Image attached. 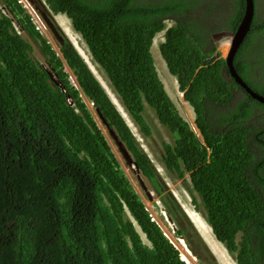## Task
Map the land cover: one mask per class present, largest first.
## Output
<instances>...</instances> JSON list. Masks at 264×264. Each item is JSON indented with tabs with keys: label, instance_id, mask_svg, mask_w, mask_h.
<instances>
[{
	"label": "trees",
	"instance_id": "16d2710c",
	"mask_svg": "<svg viewBox=\"0 0 264 264\" xmlns=\"http://www.w3.org/2000/svg\"><path fill=\"white\" fill-rule=\"evenodd\" d=\"M44 1L70 19L140 133L148 137L152 131L148 106L172 135L171 143H162V165L182 180L194 209L235 263L264 264V104L224 77V58L211 56V34L234 32L245 0L223 1L221 23L213 27L197 20L193 0ZM4 3L37 43L59 85L1 13L0 264H186L150 215L144 193L123 172L87 102L114 130L177 236L208 264L195 249L203 244L197 232L163 191L155 166L75 47L62 40L59 57L18 0ZM166 18L173 20L168 27ZM161 30L159 55L193 110L195 131L158 76L151 47ZM263 34L264 7L233 65L264 96L262 64L247 58ZM256 112L262 115L252 125Z\"/></svg>",
	"mask_w": 264,
	"mask_h": 264
},
{
	"label": "rangeland",
	"instance_id": "374dc122",
	"mask_svg": "<svg viewBox=\"0 0 264 264\" xmlns=\"http://www.w3.org/2000/svg\"><path fill=\"white\" fill-rule=\"evenodd\" d=\"M173 1L176 2L178 0H167V3L173 2ZM223 1H225V0H193L194 4H196L195 9L197 11H195V12L197 14V20L201 21V22H206L207 26H209V27L218 26L221 23V20L218 17V14L220 11H224V8H225V2H223ZM19 2L24 7L25 11L31 16L32 19H33V15L35 13L38 14L39 18H41L40 15L42 16V14H44L48 18H50L49 19L50 25L43 26V28H40L39 31H40L41 35L50 43L51 47L54 49V51L58 55L60 54L59 48L61 46L62 40H68L69 42H71L74 45L75 49L79 52V54L82 56L84 61L87 63L88 67L90 68V70L92 71L94 76L101 83V85L103 86L105 91L108 93L109 97L111 98V100L116 105L117 109L120 111V113L124 117L125 121L127 122L130 129L132 130L137 141L140 143V146L147 153L152 164L155 166L157 173L159 175V178L163 183V187H164L163 191L171 193V196H173L174 199H176L177 202L179 203L180 209L182 210L183 214L185 215V213H186V215H185L186 218L188 215V217H190L191 221L196 225V227L193 228V230L195 232H197L196 234L198 235L199 239H201L203 244H202V246L199 245L195 249L198 251L200 256L202 255V259L204 260L203 262L211 264L208 261L209 259H211L212 264H236L234 259L228 254L227 250L223 247V245H221L220 243H218L215 240V238L213 237V235L211 233L210 227L207 224L206 220L204 219L203 215L194 209V206L192 205V202H191V195L188 192L187 188L182 184V180L176 179L174 177L172 178L169 175V173L165 170V168L163 167L162 162H161L162 143L163 142L171 143L173 141V137L158 122L154 111L150 107L146 106L147 108H146L145 115H146L148 122L152 126V131H151L150 136L144 137L140 133L138 128L135 126V124L129 119V117L125 113L124 109L122 108V106L119 104V101L116 98L115 93L113 92V90L110 87V83H109L107 76L105 75V73L102 70H100V68L91 59V56L88 52V49H87V46H86L84 40L82 39L81 35L78 34L73 29L71 22H70V19L67 18L66 16L62 15V14H56V13L51 12L50 9L48 8L47 4L44 2V0H19ZM255 6H256L255 7V9H256V20L260 21L262 18V8L264 7V0H256ZM5 7H6V4L4 3V0H0V14L5 12L6 15H8L12 19V24H13L15 30L22 37L28 39V41L32 45L33 57L40 64H42L46 69H49V66L45 60V56L41 53V51H39V48L36 45L37 43L34 42L33 40H31L30 38H28V35L24 32L23 27L19 23L18 19L10 11H8ZM34 9L36 11H34ZM230 12H232V11H229V14H230ZM234 13H235V11H233V15H234ZM232 18H233V16L230 17L228 23H230ZM32 21L36 26L38 25L39 27H41V25L37 23V22H39L38 19H33ZM169 24L171 25V23H169L167 21L166 26H169ZM225 28H226V26H225ZM160 35H161V33H158L156 35V40L154 41V39H153L154 49H152V55L154 56V62H155V66L157 67L158 73H160V74H158V76H159L160 80L162 81L164 88L167 91L168 95L170 96V98L172 99L176 108L178 109L179 113L181 114V110L179 109L178 101H176L177 95L175 93V89L178 86L173 79L166 77L167 75H166L165 69L162 66L161 62H159V56L160 55L157 51V44L159 43ZM210 37H211L210 41L215 40L214 36H210ZM211 46L213 48V52L211 55L212 57H225L227 51L223 52L221 50V44L219 42L218 43L217 42L212 43ZM247 58H253L254 60H256L262 64V66L259 67V69H260L259 80H260V83H262V89H264V77L262 79V73L264 75V34L262 36V42L254 41L249 46L248 52H247ZM167 73H169L168 69H167ZM70 75H71V78L73 80H75L73 75L72 74H70ZM169 75L172 76L170 73H169ZM177 90H178V88H177ZM186 103L182 104L181 109L184 111L185 116L187 118L188 117L191 118V116H192L191 108L188 105V103L187 104ZM91 108H90V110L92 111V114L95 117L97 125H98L99 129L101 130V132L103 133L104 137L106 138L108 144L111 146V149L113 150L116 158L118 159L119 164H120L121 168L123 169V172L127 176L128 180L131 182V184L133 185L134 189L140 195H142L143 191L141 190L139 183L136 179L137 178L136 170L134 173L133 172V166H131L127 163V160L123 157L122 153L117 148L116 143L113 140L112 136L109 134L108 128L105 126L102 119H100L97 116V114L93 110L92 105H91ZM261 115H262V113L259 115L257 112L255 113V116L253 118H251L252 125L255 124V122L257 121V119ZM148 187L152 191L154 199L159 202V197L150 188L149 185H148ZM142 198H143V201H144L148 211L150 212V215L152 216L153 220L159 225V227L163 231L164 235L169 239V241L172 242L174 247H176V249L179 252H181L182 247H181V244L179 243V241L177 240L178 238L179 239H181V238L178 237L177 235H175L177 233H176V231L174 233L173 230H176V227L174 226L172 220H170V222H169L166 215L161 214V209H163L161 204L159 205L160 209H156L152 205V201H149L144 194L142 195ZM187 219L189 221V218H187ZM191 221H189V223L191 224V226H193ZM200 233L202 234V236L204 237L206 242L200 237ZM140 236L143 240V236L141 234H140ZM143 241L147 242L146 239ZM182 242L184 243V247L186 249V245H187L186 241L184 239H182ZM187 247H188V245H187ZM189 250H190V248H189ZM197 258L198 257H193V258L188 257V259L190 260L189 264H199Z\"/></svg>",
	"mask_w": 264,
	"mask_h": 264
},
{
	"label": "water",
	"instance_id": "95a60500",
	"mask_svg": "<svg viewBox=\"0 0 264 264\" xmlns=\"http://www.w3.org/2000/svg\"><path fill=\"white\" fill-rule=\"evenodd\" d=\"M253 16H254V0H245V6H244V9H243V14H242V17H241V19L239 21V24L236 27L235 31L234 32H224L222 34L224 36H229L230 37L229 49H228V52H227V54L225 56V67H226L228 76L231 79H233L235 81V83H237L241 88H243V90L245 92H247L251 98L257 100L258 102H260L262 104H264V96L259 94V93H257L256 91L252 90L245 83V81L240 77V75H238V73L236 72V70L234 68V65H233L234 56H235L240 44L242 43L243 39L245 38L247 32L250 29V25H251V22L253 20ZM42 17H43L44 21L46 22V24L50 25V20H49L50 18H48L44 14H42ZM46 71L48 72V74L50 75L52 80H54V82L59 85L58 81L55 80L56 78L54 77V75L48 69H46ZM96 114L98 115L99 118L102 119L103 123L107 127V123L105 122L104 118L102 117V115L100 114L98 109H96ZM108 130H109V134L112 136L113 140L115 141L117 148L120 150V152L122 153L123 157L127 160V163L129 165L133 166V172L135 173V170L137 171L138 179L137 178L136 179H137V181L139 183V186H140L141 190L143 191L144 195L146 196V198L149 201H152V205L153 206L158 207V203L154 199L152 191L149 189V187L146 184L145 180L142 178V176L140 174V171L138 170V167L136 166L135 162H133L130 154L124 148L122 143L118 140L114 130L110 129V128ZM167 219L171 220L170 217H168ZM186 247H187V245H186ZM190 253H192V252L190 251ZM192 255H193V253H192Z\"/></svg>",
	"mask_w": 264,
	"mask_h": 264
},
{
	"label": "bare ground",
	"instance_id": "6f19581e",
	"mask_svg": "<svg viewBox=\"0 0 264 264\" xmlns=\"http://www.w3.org/2000/svg\"><path fill=\"white\" fill-rule=\"evenodd\" d=\"M31 10V9H30ZM34 13V12H33ZM155 40H156V37H155ZM154 45V44H153ZM54 47V46H53ZM228 47H229V40H226L222 45H221V50L223 51V52H226L227 51V49H228ZM152 49H154V47L152 46L151 47V52H152ZM159 56V55H158ZM153 58H154V56H153ZM159 62H161V64H162V66L164 67V69H165V72H166V77H168V78H170V79H173L174 81H175V78L173 77V76H170L169 75V73H167V68H166V65H165V63H164V61L160 58V56H159ZM155 63V62H154ZM156 69H157V67H156ZM158 71V70H157ZM70 74H71V72H69ZM158 74H160V73H158ZM71 76V75H70ZM72 79V78H71ZM72 81L73 82H75V80H73L72 79ZM175 83H176V81H175ZM175 93H176V95H177V97H176V101H178V104H179V109L181 110V116L184 118V120H186V122L190 125V127L195 131V126H194V114H193V110L191 109V113H192V116H191V118H187L186 116H185V113H184V111L181 109V107H182V104H185L186 102L183 100V97H182V94L177 90V88L175 89ZM182 99V100H181ZM87 104H88V107L89 108H91V105L89 104V102H87ZM187 104V103H186ZM92 109V108H91ZM137 172V171H136ZM136 176H137V179H138V173H136ZM176 200V199H175ZM176 202H177V200H176ZM178 203V202H177ZM160 202H158V207H155L156 209H160ZM178 205H179V203H178ZM180 206V205H179ZM161 214L163 215V214H165L166 215V217L168 218L169 216L166 214V212L164 211V209H161ZM169 222H170V220H169ZM210 227V226H209ZM210 230H211V228H210ZM211 233H212V231H211ZM212 235H213V233H212ZM143 236V235H142ZM213 237H214V235H213ZM215 238V237H214ZM143 240H145V237L143 236ZM178 241H179V243L181 244V252H180V255H181V257H182V259L184 260V261H186L188 264H189V262H190V260L188 259V257L190 258H193V256L188 252L189 250H188V248H186L185 249V247H184V243L182 242V240L181 239H177ZM215 240H216V238H215ZM217 241V240H216ZM218 242V241H217ZM218 243H220V242H218ZM221 244V243H220ZM222 245V244H221ZM180 249V248H179ZM195 263V262H194Z\"/></svg>",
	"mask_w": 264,
	"mask_h": 264
},
{
	"label": "clouds",
	"instance_id": "9594fccd",
	"mask_svg": "<svg viewBox=\"0 0 264 264\" xmlns=\"http://www.w3.org/2000/svg\"><path fill=\"white\" fill-rule=\"evenodd\" d=\"M45 2V1H44ZM255 2H256V0H255ZM18 3L21 5V3L19 2V0H18ZM29 3V2H28ZM30 4V3H29ZM255 5V4H254ZM22 6V5H21ZM48 6V5H47ZM23 7V6H22ZM6 9H7V7H5ZM24 8V7H23ZM49 8V7H48ZM36 9V8H35ZM34 9V11H36ZM50 9V8H49ZM8 10V9H7ZM38 11V10H37ZM50 11H51V9H50ZM254 11H255V8H254ZM11 12V11H10ZM52 12V11H51ZM12 13V12H11ZM54 13V12H53ZM4 14H5V12H4ZM56 14H61V13H56ZM6 15V14H5ZM29 15V14H28ZM35 15H37L38 16V14H36L35 13ZM62 15H64V16H66L65 14H62ZM8 16V15H7ZM39 17V16H38ZM40 19H41V21L43 22V24H44V26L45 25H47L46 24V22L44 21V19H43V17L40 15ZM67 17V16H66ZM253 17H255V19H256V14L254 13V16ZM30 18H31V16H30ZM68 18V17H67ZM31 20H33L32 18H31ZM169 22V23H171V22H173V20L172 19H170V18H166L165 20H164V23H165V25H166V22ZM252 23V22H251ZM169 26H170V24H169ZM35 27H36V25H35ZM166 27H168V26H166ZM37 29V28H36ZM37 30H39V29H37ZM40 32V31H39ZM164 32H165V30H161V32H159V33H161V35H160V37H159V42L160 41H163L164 40ZM224 32H231V31H226V30H223V31H221V32H219V33H212L211 34V36H214V38H215V40L214 41H210L211 42V45H212V43H220L221 45L226 41V40H229V45H230V37L229 36H224V35H222ZM78 33V32H77ZM79 34V33H78ZM158 34V33H157ZM156 34V35H157ZM156 35H155V37H156ZM215 35H217V36H215ZM219 35V36H218ZM247 35V34H246ZM223 36V37H222ZM155 37H154V41H155ZM245 39V38H244ZM243 39V40H244ZM219 40V41H218ZM243 42V41H242ZM71 43V42H70ZM154 43V42H153ZM153 43H152V46H153ZM72 44V43H71ZM159 44V43H158ZM158 44H157V48H158ZM73 45V44H72ZM241 45V44H240ZM74 46V45H73ZM240 47V46H239ZM228 49H229V47H228ZM228 49H227V52H228ZM157 51H158V49H157ZM60 52V51H59ZM227 52H226V54H227ZM79 53V52H78ZM158 53H159V51H158ZM58 55V54H57ZM59 57H61V53L58 55ZM226 56V55H225ZM82 57V56H81ZM222 58H224L225 59V57H222ZM234 60V59H233ZM43 66V65H42ZM49 66V65H48ZM44 67V66H43ZM45 68V67H44ZM45 70H46V68H45ZM52 74H53V70H52V68H50L49 67V69H48ZM228 74V73H227ZM227 74H225V78L227 77L228 78V75ZM229 79V78H228ZM170 97V96H169ZM114 103V102H113ZM189 105V104H188ZM191 108V107H190ZM192 109V108H191ZM157 203H158V201H157ZM185 215H186V213H185ZM187 218H189V221H191V219H190V217H188V215H187ZM191 223L193 224V228H195L196 227V225L191 221ZM175 226V225H174ZM174 231V233H175V231L176 230H173ZM175 235H177V234H175ZM179 237V236H178ZM200 237L206 242V240L204 239V237L202 236V234L200 233ZM181 238V237H180ZM182 239V238H181ZM171 242V241H170ZM172 243V242H171ZM176 248V247H175ZM187 248V247H186ZM189 250V249H188ZM191 251V250H190ZM189 251V252H190ZM180 253V252H179ZM191 255H192V253H190ZM193 257H197V256H195L194 254L192 255ZM180 257H181V255H180ZM181 259H182V257H181ZM198 259V263L199 264H202V263H200V260H199V258H197ZM183 260V259H182ZM184 261V260H183ZM186 264H188L186 261H184Z\"/></svg>",
	"mask_w": 264,
	"mask_h": 264
},
{
	"label": "built area",
	"instance_id": "2783aa9c",
	"mask_svg": "<svg viewBox=\"0 0 264 264\" xmlns=\"http://www.w3.org/2000/svg\"><path fill=\"white\" fill-rule=\"evenodd\" d=\"M33 19H38L39 22H37L38 24L41 25V27H39L38 25L36 26L37 29H40V28H43L44 24L43 22L41 21V19L37 16V15H33Z\"/></svg>",
	"mask_w": 264,
	"mask_h": 264
},
{
	"label": "flooded vegetation",
	"instance_id": "af4514ba",
	"mask_svg": "<svg viewBox=\"0 0 264 264\" xmlns=\"http://www.w3.org/2000/svg\"><path fill=\"white\" fill-rule=\"evenodd\" d=\"M255 1V0H254ZM7 7V6H6ZM8 9V8H7ZM8 11H10L9 9H8ZM215 36H217V35H215ZM219 36V35H218ZM237 92H241V90L240 89H238V91Z\"/></svg>",
	"mask_w": 264,
	"mask_h": 264
}]
</instances>
